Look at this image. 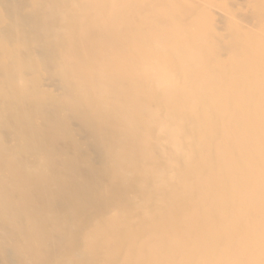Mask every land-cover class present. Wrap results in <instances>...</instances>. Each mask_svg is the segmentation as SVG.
Wrapping results in <instances>:
<instances>
[{
    "label": "bare ground",
    "instance_id": "1",
    "mask_svg": "<svg viewBox=\"0 0 264 264\" xmlns=\"http://www.w3.org/2000/svg\"><path fill=\"white\" fill-rule=\"evenodd\" d=\"M0 264H264V0H0Z\"/></svg>",
    "mask_w": 264,
    "mask_h": 264
}]
</instances>
